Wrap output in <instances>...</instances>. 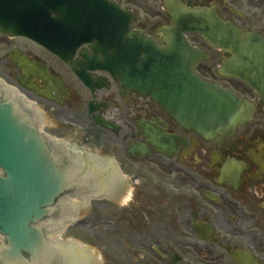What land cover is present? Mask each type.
I'll return each mask as SVG.
<instances>
[{
    "label": "flooded vegetation",
    "instance_id": "obj_1",
    "mask_svg": "<svg viewBox=\"0 0 264 264\" xmlns=\"http://www.w3.org/2000/svg\"><path fill=\"white\" fill-rule=\"evenodd\" d=\"M152 1L160 13L136 4L140 13L131 29L166 48L159 30L171 27V19L165 0ZM179 1L188 8L213 9L219 18L264 43V0ZM116 2L122 8L129 4ZM185 38L207 58L194 65V73L253 107L251 122L228 141H208L181 128L151 99L121 92L108 73L86 70L92 86L84 85L73 71L86 65L78 52L68 66L28 41L23 42L30 48L11 45L9 51L18 54L8 52L6 78L41 108L45 132L55 121L64 134L47 132L51 136H81L82 142L99 149V159L110 163L115 179L98 201L105 211L104 244L95 247L99 236L85 244L77 240L74 246L83 252L77 264H264V97L240 78L218 75L228 54L195 34ZM83 51L89 53L90 45ZM23 57L47 71L46 78L30 79L46 97L21 88L25 77L15 61ZM249 76L264 86V72ZM99 120L111 128H103Z\"/></svg>",
    "mask_w": 264,
    "mask_h": 264
},
{
    "label": "water",
    "instance_id": "obj_2",
    "mask_svg": "<svg viewBox=\"0 0 264 264\" xmlns=\"http://www.w3.org/2000/svg\"><path fill=\"white\" fill-rule=\"evenodd\" d=\"M101 5L103 12L93 11ZM83 6L90 10L78 12ZM164 7L173 22L172 28L163 31L169 45L166 50L157 49L141 33L129 32L133 16L103 0H0V33L32 40L67 64L80 46L92 43L93 57L81 54L86 65L80 72L107 70L114 79L120 77L121 88L150 96L183 128L206 139L228 140L250 121L252 108L193 75L199 54L182 34L197 33L212 48L233 56L222 62L219 75L238 77L262 96L264 86L253 83L249 74L264 72V43L237 31L212 10L187 9L175 0L165 1ZM19 66L25 75L39 72L25 62ZM79 77L86 80L85 75ZM23 85L30 88L27 82ZM54 145L39 133L34 117L18 97L0 84V264L60 263L63 255L47 241L43 229L44 222L55 215L57 200L94 186L95 191L104 189L103 180L97 178L100 166L84 154L72 155ZM67 260L78 261V257Z\"/></svg>",
    "mask_w": 264,
    "mask_h": 264
},
{
    "label": "rangeland",
    "instance_id": "obj_3",
    "mask_svg": "<svg viewBox=\"0 0 264 264\" xmlns=\"http://www.w3.org/2000/svg\"><path fill=\"white\" fill-rule=\"evenodd\" d=\"M123 4L125 2H129L131 4H139V6H143L145 11L149 12H155L159 11L158 3L154 2L152 0H121ZM160 13V11H159ZM18 43L24 48H30L28 47L23 41H9L6 38L0 36V56H2L10 47L12 44ZM33 48V47H31ZM6 62L2 61L0 62V78L4 81H7L8 84H12V82L7 80V71L5 70L3 64ZM7 77V78H6ZM56 127V122L53 121L52 124H50L49 127L46 128V131L49 133H53L56 136H62L64 134V130L62 129H57ZM98 146V145H96ZM103 205H100V202L95 201L92 202L90 207L81 212V217L83 218L81 223L76 224L75 226H70L66 228L61 236V238L64 241H69V240H78L82 241V244H85V240H91L94 238L95 240L97 239V236L100 237L99 244H96L95 247L98 245H103L104 244V235H103V220H104V214L105 211L103 209ZM95 236V237H93ZM93 247V246H92ZM94 249L100 253L98 250L99 248Z\"/></svg>",
    "mask_w": 264,
    "mask_h": 264
},
{
    "label": "bare ground",
    "instance_id": "obj_4",
    "mask_svg": "<svg viewBox=\"0 0 264 264\" xmlns=\"http://www.w3.org/2000/svg\"><path fill=\"white\" fill-rule=\"evenodd\" d=\"M75 203H77V202H75ZM56 235V234H55ZM60 236V235H59ZM55 236H52V238H54ZM57 237V236H56ZM67 247H69V246H67Z\"/></svg>",
    "mask_w": 264,
    "mask_h": 264
}]
</instances>
